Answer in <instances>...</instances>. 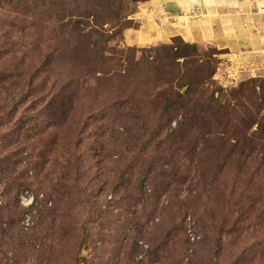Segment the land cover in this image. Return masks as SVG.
I'll list each match as a JSON object with an SVG mask.
<instances>
[{
	"label": "rangeland",
	"instance_id": "obj_1",
	"mask_svg": "<svg viewBox=\"0 0 264 264\" xmlns=\"http://www.w3.org/2000/svg\"><path fill=\"white\" fill-rule=\"evenodd\" d=\"M221 1L0 0V264H264V0Z\"/></svg>",
	"mask_w": 264,
	"mask_h": 264
},
{
	"label": "crops",
	"instance_id": "obj_2",
	"mask_svg": "<svg viewBox=\"0 0 264 264\" xmlns=\"http://www.w3.org/2000/svg\"><path fill=\"white\" fill-rule=\"evenodd\" d=\"M196 1H201V3L203 4L204 3V0H177L178 4L177 3H172V4H169L171 6V10L176 12L178 9H179V6H183L184 8H188L189 6H191V3L193 5H198V3H196ZM213 3L215 4V6H205V3H204V6L200 8H203L204 9V12L205 13H208L204 18L205 19H202V22L206 23V22H210V24L206 27H204V33L203 35L205 36V40L207 42H211L212 40H214V42L217 43L218 39H217V36L219 35H223L224 32L220 29V28H217V26H213L212 25V20L211 18L214 17V16H217V13L218 11H221L222 12V8H217L216 6L217 5H221V0H212ZM222 6V5H221ZM215 7V8H214ZM232 19H236L235 17H232ZM197 23H192V26L195 27ZM210 26V27H209ZM243 32L241 31H237V29H230V30H227L225 32V34L227 35L228 37V40H229V43L230 45H233L235 44L239 39H243ZM193 34V33H192ZM191 34V36H192ZM139 39L140 41L142 42H148V41H152V40H155L156 37H152V34H144V32H142L141 34H139ZM244 51V50H243Z\"/></svg>",
	"mask_w": 264,
	"mask_h": 264
}]
</instances>
